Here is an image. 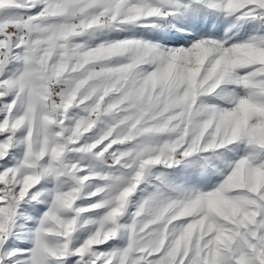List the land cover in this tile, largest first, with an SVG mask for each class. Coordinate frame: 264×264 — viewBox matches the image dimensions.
Segmentation results:
<instances>
[{"label":"snow or ice","instance_id":"1","mask_svg":"<svg viewBox=\"0 0 264 264\" xmlns=\"http://www.w3.org/2000/svg\"><path fill=\"white\" fill-rule=\"evenodd\" d=\"M0 264H264V0H0Z\"/></svg>","mask_w":264,"mask_h":264}]
</instances>
